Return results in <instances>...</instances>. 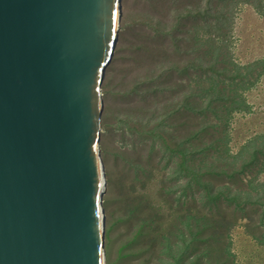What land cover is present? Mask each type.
<instances>
[{"label": "rangeland", "instance_id": "obj_1", "mask_svg": "<svg viewBox=\"0 0 264 264\" xmlns=\"http://www.w3.org/2000/svg\"><path fill=\"white\" fill-rule=\"evenodd\" d=\"M204 4L212 8L197 14ZM121 5L115 50L101 84L105 264H155L160 236L174 237L171 232L185 221L193 230L198 223L212 225L195 233L186 257L264 264V207L244 195L261 194L264 200V168L257 162L228 175L202 167L208 161L202 153L214 151L213 140H225L221 150L236 152L264 133V73L254 78L264 67L257 62L251 73L244 69L264 59V0H121ZM220 10L222 24L215 29ZM195 59V67L182 69ZM204 79L210 85L219 80L220 86L211 85L204 96ZM224 87L238 88L249 108L228 115L230 100L209 103ZM179 99L189 109L168 112L170 101ZM148 114L156 116L143 120ZM251 179L256 184H248ZM200 182L229 187L240 198L224 193L213 203Z\"/></svg>", "mask_w": 264, "mask_h": 264}, {"label": "water", "instance_id": "obj_2", "mask_svg": "<svg viewBox=\"0 0 264 264\" xmlns=\"http://www.w3.org/2000/svg\"><path fill=\"white\" fill-rule=\"evenodd\" d=\"M121 15L0 0V264H105L101 84Z\"/></svg>", "mask_w": 264, "mask_h": 264}, {"label": "trees", "instance_id": "obj_3", "mask_svg": "<svg viewBox=\"0 0 264 264\" xmlns=\"http://www.w3.org/2000/svg\"><path fill=\"white\" fill-rule=\"evenodd\" d=\"M254 7L257 8L258 6L254 5ZM209 8H212V7L209 6L208 4H204L203 8L202 7L196 8V13L207 15V11ZM221 11L222 10L217 12L218 23H220L219 19L221 18V14H222ZM180 16H181V14H177L176 18L178 19ZM222 17H223V14H222ZM177 23H178L177 20L174 21L173 26L177 25ZM221 24L222 23L215 26V29H219L221 27ZM190 51H192V49ZM214 52H216L215 47H214ZM195 61H196V59L189 62V64L184 66L182 69L186 70L187 68L195 67L193 65V62H195ZM257 62H258L259 66L264 67V59H259L258 61L251 63L250 65H247L244 67V69H246V71H247V74H249V72L251 73L253 71L252 69H255L254 66L257 65ZM247 67H250V68L247 69ZM221 71L222 70L217 69L216 73H218V72L220 73ZM263 73H264V69H263V71L258 70V72L256 70V72H254V78L255 79L259 78ZM239 76H241V73L239 74ZM153 79H154V77H153ZM211 85H210V83H208L207 79L200 80V88L203 89L204 96L210 95V88H211V90L213 89L211 87ZM212 86L214 88L219 87L220 86L219 80L214 81V85H212ZM236 90H238V88L224 87L219 92H217L216 95H214L212 98H210L211 100L208 98V102L209 103H215V102H225V101L230 100L231 105H233V106H231L230 108L227 109L228 115H230L232 110L238 109L241 111L244 108H249L248 103L245 100V98L242 97L240 94H238V91H236ZM170 103H171L170 105H172V106H170L172 108L168 111L170 113L175 112V111H179V110H181V108H184L186 110L189 109L184 99H179L178 101L172 100V101H170ZM165 108L166 107H164L162 111H164ZM219 111L221 112V110H219ZM157 114H159V113H157ZM154 116H156V115H154V114L149 115L148 114L147 116H145L144 119L139 118V122H142V119L148 121L149 118L154 117ZM223 136H225V135H223ZM212 143L214 144V146H213L214 151L211 152L210 155L207 156V154L205 152H203V150L201 151V152H203L202 154L204 156H206V158L208 159L207 163L202 165L203 170H204V168L207 167L208 171L210 170V171L217 173V174L233 175L234 173H239L240 170L245 171L249 166H251L257 162L260 164L261 169L264 168V133L256 134L252 138L248 139V141L245 142L242 146H240V148L236 152H231V150H229L227 148H224L221 150V145H222V143H225V140H220L219 138H217V139L213 140ZM244 168H245V170H244ZM188 169H189V167L185 166V170H188ZM260 170H258L257 173H260L261 172ZM202 174L204 175V173H202ZM248 184H256V182H254V180L251 179ZM199 185L202 187L206 198L212 199L213 203H216V201L220 198V196H223L224 193H227V194L232 193V195H230V197H228L230 199L236 200V198H240V193L236 192L235 190H231L229 187H226V186L213 187L210 185L209 182H200ZM256 189H258V186H253V190H256ZM244 195L248 200H251L253 202L258 203L257 202V200H258L264 207V200L260 199V197H259V196H261V194H255L254 196H251L250 192H246ZM263 210H264V208H263ZM213 222L215 224V220H213ZM181 227H183L184 229H186L187 232H189V235L191 236V238L188 237L187 233ZM215 227H218L217 221H216ZM210 228H212L211 224H202V226L200 227V225L198 223L197 228L195 230H193L191 224L189 222L185 221L182 223V226L177 227L175 232H173V231L171 232L172 236H174V237H171L170 233H168L167 235H165V234L161 235L160 240L158 242L159 246H160V253H159L158 257H156L155 264H199V263L211 264L208 260H206V261L205 260H199L197 256H193V257L187 256L186 257V254H187V252L191 246L192 238L195 236V233L198 234L199 232H202L204 230L207 231ZM105 233H106V229H105ZM173 238L175 240H173ZM197 239H201V238L197 237ZM204 239H206L205 236H204ZM261 244L264 245V242H262ZM231 263L232 264H238L235 261H231L229 264H231Z\"/></svg>", "mask_w": 264, "mask_h": 264}, {"label": "bare ground", "instance_id": "obj_4", "mask_svg": "<svg viewBox=\"0 0 264 264\" xmlns=\"http://www.w3.org/2000/svg\"><path fill=\"white\" fill-rule=\"evenodd\" d=\"M121 8H122V5H121ZM101 166H102V164H101ZM105 169H104V167H102V187H101V195H103L104 194V185H105ZM103 204L101 203V229L102 228H105V221H106V219H105V215L103 214Z\"/></svg>", "mask_w": 264, "mask_h": 264}]
</instances>
